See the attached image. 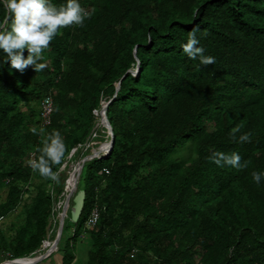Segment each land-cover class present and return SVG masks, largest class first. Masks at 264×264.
Listing matches in <instances>:
<instances>
[{
  "label": "trees",
  "instance_id": "trees-1",
  "mask_svg": "<svg viewBox=\"0 0 264 264\" xmlns=\"http://www.w3.org/2000/svg\"><path fill=\"white\" fill-rule=\"evenodd\" d=\"M78 2L89 18L60 30L42 71L20 73L0 51V218L25 204L16 237L24 247L12 257L41 247L57 225L49 218L68 171L86 156L72 235L89 237L86 264H264V178L251 175L264 172V0ZM6 15L0 0V23ZM193 29L214 64L183 51ZM103 101L114 145L89 157L106 133L95 128ZM53 130L67 146L61 164L77 149L53 168L58 184L28 164ZM245 132L250 142L240 143ZM216 151L239 153L248 167H219L209 160ZM93 208L99 219L88 230ZM65 222L58 247L70 263Z\"/></svg>",
  "mask_w": 264,
  "mask_h": 264
},
{
  "label": "clouds",
  "instance_id": "clouds-1",
  "mask_svg": "<svg viewBox=\"0 0 264 264\" xmlns=\"http://www.w3.org/2000/svg\"><path fill=\"white\" fill-rule=\"evenodd\" d=\"M3 5L7 10V15L4 17L3 22L0 23V51L7 57L5 63L10 62L11 68L20 73H23L29 67H32L36 73L45 69L47 65L42 62L44 60L43 53L49 48L51 41L60 34V30L72 25L83 27L84 21L88 19L90 15L80 5L78 0H66V3L59 5L53 3L52 0H3ZM197 30L198 29H193L188 33L187 43L182 46L183 51L192 59H197L199 57V61L202 65H212L215 63V58L212 56H205L204 49L197 46L199 44V40L196 38ZM25 50H27L28 53L26 58L24 56ZM103 102L101 103V107ZM100 111L101 109L99 112L95 111L98 116ZM35 131L36 130L33 129V132ZM105 131L106 133L108 132L106 128ZM43 132L44 130L40 129V133L43 134ZM240 132L241 126L238 125L231 129L229 135L232 139H236V134ZM250 137L251 133L245 132L239 135V142H250ZM66 151L67 146L64 137L61 135L60 131L53 130L51 133H48L43 140L42 147L36 149V153H39V155L33 153L32 155L34 158L30 159L28 164L33 171H38L42 177L58 184L60 182L59 172L54 171L53 168L57 165H61ZM100 153L105 154L104 151ZM106 154H108L107 151ZM209 160L219 167L225 165L237 169L248 167V162L244 161L242 163L241 156L236 152L227 154L216 151L209 157ZM77 164L70 169L63 191L66 189L70 179H72L71 175L73 170L77 169ZM251 175L257 184L264 178V172L261 171H253ZM61 193L57 196V200ZM67 195L64 199L63 208ZM57 200H55V202ZM68 200V206L65 211L66 217V212L70 207L71 197ZM66 217H64V220Z\"/></svg>",
  "mask_w": 264,
  "mask_h": 264
},
{
  "label": "crops",
  "instance_id": "crops-1",
  "mask_svg": "<svg viewBox=\"0 0 264 264\" xmlns=\"http://www.w3.org/2000/svg\"><path fill=\"white\" fill-rule=\"evenodd\" d=\"M24 205H25L24 203L17 205L13 211L9 212L5 217L0 218V264L3 263L4 261H9L10 259H22V262L16 263L9 261L8 264H77L78 260L73 252H72L73 259L70 263H68L67 258L69 257V255L63 253L59 249L58 243L57 246L55 247V250L53 251H48V249H45L41 245L39 249L32 252L31 254H27V255L25 254V256L21 255L22 257L19 258L12 257V255L14 256L15 253V252L13 253V248L24 247V245L20 246L18 244V242H20L19 239L16 240V237L18 235L17 231L19 224L24 222V217L21 216L17 217V216L21 210H22L21 213L23 212ZM52 207L54 208V205ZM52 211L49 218L51 225L54 219H56L54 222L57 223V225L55 224V227H53L52 231H49L47 233L46 239L53 243L55 237L52 236V232H54V230L57 231L59 221L57 220L56 215L52 213Z\"/></svg>",
  "mask_w": 264,
  "mask_h": 264
},
{
  "label": "water",
  "instance_id": "water-1",
  "mask_svg": "<svg viewBox=\"0 0 264 264\" xmlns=\"http://www.w3.org/2000/svg\"><path fill=\"white\" fill-rule=\"evenodd\" d=\"M138 71H139V68H136V70L134 72H132V74L133 75L137 74ZM118 88H119V83L116 85V90H118ZM108 104H109V101L103 102L102 107H101V111H100V120H101L103 126L108 131L110 137H111V141L109 142V144H107V152H109L114 145L113 131H112L110 123L106 117V110H107ZM86 160L87 159L84 158V160L82 162H85ZM82 167H83L82 164L78 163L77 169L73 170V172H72L71 178L73 179V185H72L71 189L69 190V193H68L67 198L65 200V206L61 212V216H60L59 224H58V229L56 232L55 239L53 241V246H55V247L57 246V243L59 242V239L61 237V233L63 230V224H64V214H65V211H66L67 206H68V201H69L68 199L70 197H71V203H72L71 206L69 207L70 222L76 223L78 218L80 217V214H81V211L83 208L84 198H85V191L83 189H77V184H78L79 176L81 174Z\"/></svg>",
  "mask_w": 264,
  "mask_h": 264
},
{
  "label": "rangeland",
  "instance_id": "rangeland-1",
  "mask_svg": "<svg viewBox=\"0 0 264 264\" xmlns=\"http://www.w3.org/2000/svg\"><path fill=\"white\" fill-rule=\"evenodd\" d=\"M95 128H96V130L98 129L99 131H101V128H105L103 126L101 120H100V113H99V118L95 123ZM110 141H111V137H110L109 133L107 132L104 134L103 140H97L93 144V149H92L93 153L89 157H97L101 154L100 151H107V144H109ZM75 152H76V150H71L70 154L66 157L65 161L67 159H69L71 157V155L74 154ZM105 154H106V152H105ZM84 158L87 159V157L85 156V157H83V159L81 158L79 161V163H81L82 166L84 164V162H82L84 160ZM65 161H63V163L61 164V168H63ZM69 171H70V169H69ZM69 171H68V174H69ZM62 191H63V189H62ZM5 195H6L5 190L0 189V203L4 200ZM68 213H69V210H68ZM64 221H66L65 222V229L66 230L63 232L64 233L63 241L67 238L69 240V242L71 244H73L72 252L75 254V257L78 260L77 264H86L87 259H88V251L90 249L89 237L84 235L81 237L77 236V237L73 238L72 235H73V230L75 228V225L70 222V219L68 218V216L65 218Z\"/></svg>",
  "mask_w": 264,
  "mask_h": 264
},
{
  "label": "built area",
  "instance_id": "built-area-1",
  "mask_svg": "<svg viewBox=\"0 0 264 264\" xmlns=\"http://www.w3.org/2000/svg\"><path fill=\"white\" fill-rule=\"evenodd\" d=\"M41 105H42V114H41L42 115V123H43V125H47L49 123V114L53 110L51 94H48L47 96H45L43 98ZM94 113L97 114L95 111H94ZM75 150H77V149H75ZM104 152H106V151H104ZM75 169H76V167H75ZM100 173L108 174V170L103 168V170ZM68 191H69L68 189H65L61 193V195L58 197V200L55 202L52 213H54V215H56L57 220L60 219L61 209L64 205V199H65V196L67 195ZM64 217H66L65 214H64ZM98 219H99V211L97 208H93L90 211V213L88 214L87 218L85 219V222H84L85 228L88 230L92 229L97 224ZM55 220L56 219H54V221ZM42 247H44L45 249H48V251L55 250V246H53V243L47 239H45L42 242ZM9 261L18 263V262H22V259H10ZM9 261H4L1 264H8Z\"/></svg>",
  "mask_w": 264,
  "mask_h": 264
},
{
  "label": "bare ground",
  "instance_id": "bare-ground-1",
  "mask_svg": "<svg viewBox=\"0 0 264 264\" xmlns=\"http://www.w3.org/2000/svg\"><path fill=\"white\" fill-rule=\"evenodd\" d=\"M72 185H73V180H72V179H70L69 183H68V184H67V186H66V189H69V188H71V187H72Z\"/></svg>",
  "mask_w": 264,
  "mask_h": 264
}]
</instances>
